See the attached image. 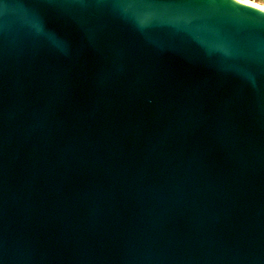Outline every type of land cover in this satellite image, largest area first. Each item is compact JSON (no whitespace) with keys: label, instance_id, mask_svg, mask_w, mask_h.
<instances>
[{"label":"water","instance_id":"1","mask_svg":"<svg viewBox=\"0 0 264 264\" xmlns=\"http://www.w3.org/2000/svg\"><path fill=\"white\" fill-rule=\"evenodd\" d=\"M0 264H264V14L0 0Z\"/></svg>","mask_w":264,"mask_h":264},{"label":"snow or ice","instance_id":"2","mask_svg":"<svg viewBox=\"0 0 264 264\" xmlns=\"http://www.w3.org/2000/svg\"><path fill=\"white\" fill-rule=\"evenodd\" d=\"M140 3H152L153 0H138ZM224 3V0H179V6L200 9L209 8L214 6H220Z\"/></svg>","mask_w":264,"mask_h":264},{"label":"bare ground","instance_id":"3","mask_svg":"<svg viewBox=\"0 0 264 264\" xmlns=\"http://www.w3.org/2000/svg\"><path fill=\"white\" fill-rule=\"evenodd\" d=\"M229 2L235 3L237 5L253 9L261 14H264V5L254 3L248 0H229Z\"/></svg>","mask_w":264,"mask_h":264},{"label":"built area","instance_id":"4","mask_svg":"<svg viewBox=\"0 0 264 264\" xmlns=\"http://www.w3.org/2000/svg\"><path fill=\"white\" fill-rule=\"evenodd\" d=\"M248 1H251V2H254V3H258L260 5H264V0H248Z\"/></svg>","mask_w":264,"mask_h":264}]
</instances>
